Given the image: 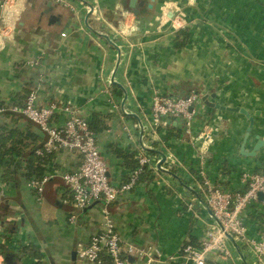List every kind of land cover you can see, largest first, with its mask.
<instances>
[{
	"label": "crops",
	"instance_id": "0c3cea01",
	"mask_svg": "<svg viewBox=\"0 0 264 264\" xmlns=\"http://www.w3.org/2000/svg\"><path fill=\"white\" fill-rule=\"evenodd\" d=\"M4 1L0 105L23 103L36 91L41 106L56 102L75 109L95 130L116 185L129 179L138 166L137 154L146 152L155 162L110 206L117 229L126 242L158 247L165 254L198 244L214 224L201 189L205 181L242 191L247 188L243 172L264 171V145L251 153L264 140V0H226L229 6L210 0L213 7L203 8H212L230 31L210 19L174 30L169 0H19L14 7ZM196 1L180 4L190 17L203 11ZM185 27L189 39L177 47V30ZM192 92L201 95L193 137L182 119L163 116L154 123L156 93L181 97ZM204 97L245 107L254 117L249 134L243 113L208 105ZM67 117L59 111L55 122L62 125ZM5 127L27 137L29 145L45 138L24 117L0 114V133ZM80 162L77 151L53 154L46 165L52 176L40 202L24 166L8 179L0 166V249L12 254L11 263L31 264L41 253L52 264H83L76 255L78 244L102 229L103 217L100 201L83 211L71 203L72 192L61 175ZM246 222L249 234L259 237L262 198L249 208ZM229 242L235 257L221 264H257L246 246Z\"/></svg>",
	"mask_w": 264,
	"mask_h": 264
},
{
	"label": "built area",
	"instance_id": "2783aa9c",
	"mask_svg": "<svg viewBox=\"0 0 264 264\" xmlns=\"http://www.w3.org/2000/svg\"><path fill=\"white\" fill-rule=\"evenodd\" d=\"M18 1L5 0L4 5L14 7ZM38 99V93L32 91L23 104H15L11 106V110L23 114L44 133L46 142L44 148L37 151L38 154L57 153L66 149L77 151L81 155L78 168L65 171L61 175L72 192L75 209L83 211L97 201L102 203V229L93 234L88 243L78 244L76 249L77 258L83 264H221L222 261H230L235 257L230 240L246 246L255 255L257 264H264V230L259 237H254L249 234L246 222L247 212L259 201L260 193L263 194L264 203V171L243 172L242 182L247 188L242 191L232 192L205 181L201 189L205 192L204 198L214 224L206 229L198 244L187 243L182 250L173 254H165L158 247L137 246L126 242L122 237L110 206L120 195L132 190L144 168L155 161L146 152L140 151L136 156L138 166L129 179L118 185L112 183L108 164L102 156L97 135L89 121L75 109L60 106L56 102L41 106ZM198 100L196 92L181 97L156 93L152 100L153 121L159 124L163 116L182 119L186 133L193 137ZM6 109V105H0V114ZM59 111L68 114L62 125L55 122ZM51 176L46 173L41 178L28 180V186L34 191L37 201H42ZM76 218L77 214L70 216L72 222ZM0 264H10L1 251ZM31 264L52 263L47 256L40 253L33 257Z\"/></svg>",
	"mask_w": 264,
	"mask_h": 264
},
{
	"label": "trees",
	"instance_id": "16d2710c",
	"mask_svg": "<svg viewBox=\"0 0 264 264\" xmlns=\"http://www.w3.org/2000/svg\"><path fill=\"white\" fill-rule=\"evenodd\" d=\"M189 35L190 32L188 28L185 27L178 29L177 37H176V46L177 47L185 46L186 42L189 39ZM23 103H19V104H23ZM2 115L16 117V118H22V117L26 118L23 114L12 111L11 106H7V109L2 113ZM90 127L93 129L91 125ZM4 130L3 132L0 133V166L4 168L7 179L9 177L12 178L14 172L18 170V167L20 166L25 167V173L29 177L28 179L34 177H39V178L43 177L46 174V165L49 162L50 157L53 154H55V153L38 154L37 151L39 149L44 148L46 137L44 138V141L41 144L29 145V143L26 142L27 137L22 138V135L19 132H17L16 129L6 130L5 127ZM71 203L73 204V200ZM0 248H4L3 245L0 244ZM2 251L6 257V260L8 256L9 257L12 256V254L9 253L5 254L6 252L4 250ZM36 253L37 252L32 251L33 255L34 254L36 255Z\"/></svg>",
	"mask_w": 264,
	"mask_h": 264
},
{
	"label": "rangeland",
	"instance_id": "374dc122",
	"mask_svg": "<svg viewBox=\"0 0 264 264\" xmlns=\"http://www.w3.org/2000/svg\"><path fill=\"white\" fill-rule=\"evenodd\" d=\"M205 0H197L196 1V4L195 5H198L199 7L201 6V8L203 9V11H199V13H197V15L196 16H192V17H190L191 15L190 14H188V13H186V11H185V9L184 8H182V5L184 4V3H186L185 2V0H179V1H176V0H169L168 2H171L172 3V5H171V7L173 6V16L171 17L172 18V27H173V29L174 28H176V27H180V26H182V27H184L185 25H184V23L185 24H190V22L191 21H193V20H195V19H200V20H207V19H210V21L211 22H213L215 25H216V23H220V24H218V25H220V30H221V27H222V23H221V20L218 18V16H217V13L216 12H214V11H212V12H210L211 11V9L209 8H203V7H205V5L207 4L209 7H213V5H214V3H212L210 0H206V3L204 2ZM167 2V1H166ZM223 2H224V4L225 5H227V6H229V3L226 1V0H223ZM4 3H5V1H4ZM3 3V4H4ZM180 4H182V5H180ZM206 5V6H207ZM164 6H166V5H164ZM207 6V7H208ZM214 9V8H213ZM212 14H215V16L214 17H212L211 15ZM209 17V18H208ZM226 19V17H225V15L223 16V20H225ZM209 22V21H208ZM210 23V22H209ZM211 24V23H210ZM197 28V27H196ZM222 29H223V31H227V30H229L228 28H225V27H222ZM175 30V29H174ZM230 31V30H229ZM197 93V92H196ZM198 94V93H197ZM201 95L200 94H198V103H200L201 102V97H200ZM197 103V104H198ZM79 262H80V260H79Z\"/></svg>",
	"mask_w": 264,
	"mask_h": 264
},
{
	"label": "water",
	"instance_id": "95a60500",
	"mask_svg": "<svg viewBox=\"0 0 264 264\" xmlns=\"http://www.w3.org/2000/svg\"><path fill=\"white\" fill-rule=\"evenodd\" d=\"M132 2H133V3H136L137 0H132ZM204 100H206V103H207L208 105L215 106V107H217V108H219V109H222V110H229V111H235V112L243 113V114L247 117V119H248V121H249L248 134H249V132L252 130L253 125H254V117H253V115H251V114L249 113V111H248L245 107H242V106L221 105V104H219V103H211V102H209V101L206 99V97H204ZM263 145H264V140H263V139H259V141L257 142V144H256V146H255V148H254V150H253L251 153H252V154H255V152H256L257 150H259ZM244 148H245V146L243 145L242 149L244 150ZM260 198L263 199V194H262V193H260ZM229 238H230V239H233V237H232L231 235H229ZM7 261H8L10 264H13V263H11V261H10V257H9V256L7 257Z\"/></svg>",
	"mask_w": 264,
	"mask_h": 264
}]
</instances>
